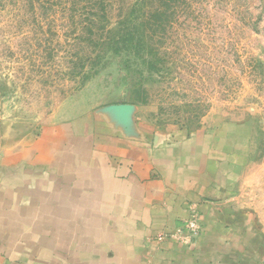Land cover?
I'll return each instance as SVG.
<instances>
[{
  "label": "rangeland",
  "instance_id": "obj_1",
  "mask_svg": "<svg viewBox=\"0 0 264 264\" xmlns=\"http://www.w3.org/2000/svg\"><path fill=\"white\" fill-rule=\"evenodd\" d=\"M120 106L241 157L264 264V0H0V138Z\"/></svg>",
  "mask_w": 264,
  "mask_h": 264
},
{
  "label": "crops",
  "instance_id": "obj_2",
  "mask_svg": "<svg viewBox=\"0 0 264 264\" xmlns=\"http://www.w3.org/2000/svg\"><path fill=\"white\" fill-rule=\"evenodd\" d=\"M136 114L106 107L4 132L0 264H254L241 157ZM193 209L202 231L188 245Z\"/></svg>",
  "mask_w": 264,
  "mask_h": 264
},
{
  "label": "built area",
  "instance_id": "obj_3",
  "mask_svg": "<svg viewBox=\"0 0 264 264\" xmlns=\"http://www.w3.org/2000/svg\"><path fill=\"white\" fill-rule=\"evenodd\" d=\"M201 224H200V219H199V213L197 210L193 209L191 217L188 221L185 222L184 229L188 232L187 236L181 237L183 243L185 244H193L196 239L201 235ZM164 237L167 236H161L159 238V241L163 240Z\"/></svg>",
  "mask_w": 264,
  "mask_h": 264
},
{
  "label": "trees",
  "instance_id": "obj_4",
  "mask_svg": "<svg viewBox=\"0 0 264 264\" xmlns=\"http://www.w3.org/2000/svg\"><path fill=\"white\" fill-rule=\"evenodd\" d=\"M31 1V0H30ZM152 1V0H150ZM93 3H96V5H101L102 8L106 9V6L108 4V0H91V5L93 6ZM143 37V36H140Z\"/></svg>",
  "mask_w": 264,
  "mask_h": 264
}]
</instances>
